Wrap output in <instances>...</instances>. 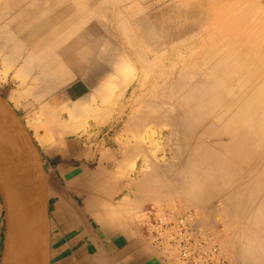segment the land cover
I'll list each match as a JSON object with an SVG mask.
<instances>
[{"label": "rangeland", "instance_id": "obj_1", "mask_svg": "<svg viewBox=\"0 0 264 264\" xmlns=\"http://www.w3.org/2000/svg\"><path fill=\"white\" fill-rule=\"evenodd\" d=\"M3 1L0 0V12L2 11L1 6L4 3ZM13 1L17 2L19 0ZM82 1H70L74 5L75 16L78 17V20L76 19L73 23H63L67 16H70L67 14H60L58 23H51L50 21L48 22L50 14L39 13L41 14L39 22L43 29L36 41L40 38L48 37L50 34H59L56 37V43L64 47L66 44L73 42V38L80 36L90 26L91 28L96 27L95 29L97 30L92 33L93 37L85 39L84 45L91 46L97 52L100 46L104 44L102 41L104 35H107V41L121 50L122 56L116 63L118 72L113 73L109 71L100 74L94 71L92 66L88 67L87 65L84 69L81 68L78 71L72 66H68L67 60H62L67 65L66 72L64 73L66 77L63 82L61 84L50 82L47 84L46 90L40 92L36 75H48L46 70V73H44L43 70L38 69L36 66L42 60L36 61L37 63L34 62L35 60L25 61L23 73L28 74L24 79L25 81H21L15 74L16 70L22 67L19 57V59H9L13 66H9L6 70L4 69L3 61L7 56L5 49H3V43L0 44V94L19 115L28 131L31 134L33 133L37 138L38 132H42L45 135L44 141H52L53 138L50 130L53 129L55 123L62 121L66 122V127L64 126L63 129L72 131L74 121L82 118L78 130L66 133V137L77 139L89 138L91 142L103 140V133L111 129L109 131V136L113 138L112 141L110 140L111 143L115 148L117 147L127 154L124 159L126 164H128L126 165L124 174H131L134 180L139 182V204L132 210L131 217L133 219L138 220L139 213L150 205L197 209L210 221L219 222L221 225L220 248L228 264H264V204L261 199L264 179L260 181L250 173L251 177L249 179V169L241 166L240 174L238 173L239 177L247 175L246 181L248 180V183L244 190L238 192L233 191L231 184H227L228 174H230L227 171H222L223 176L219 172H215L216 169H211L209 172L207 169L198 172H191L189 171L190 169H187L184 172L180 166L183 160L182 154L179 148H177L178 150L172 148L174 141L166 135L168 134V129L154 124L158 133L162 131V135H159V137L158 134L155 135V138L159 140L157 139L156 146L152 148L144 140L141 142V137L146 135V130L148 131L151 126L153 127V124H149L145 118H141V115L133 122L131 117L132 114L134 116L132 112L135 111L139 114L147 109L142 104L143 97L147 95V93H144L146 92L144 89L148 88L151 84H155L153 81V71L157 69L161 58H163V68L166 69L171 65L173 66V64L177 66L176 68L169 69L170 72H174L178 68L189 67V63L194 59H208V54H213L215 51L218 53L222 49L244 50L243 44L248 45V43H252L253 39L257 40V42L253 43H257L259 47H264V16L260 23H257L258 17L255 18L253 16L257 13L264 15V0H261V2L254 0H213L214 3L211 0H196L197 3L195 5L197 4L201 8H193L191 12H186L187 14H185L182 8H176V10H172L170 7V9L165 8V6L171 5L178 0H160L151 6L147 5L154 0H89V10L92 15L90 20L84 23L82 22L83 13H79L83 11L81 8L83 6ZM187 1H190V3L193 1L194 4V0ZM198 1H201V3H198ZM9 7H6L8 16H14L20 9L18 6L10 14L11 8ZM31 10V8L27 7L23 12L27 14V11ZM83 16L85 17V14ZM115 16H117L119 23L124 24L127 28V33L131 34L132 38L135 36V38L131 39L130 43L129 41H125L127 44L123 45L121 37L113 29L114 23L111 21H115ZM142 16L148 18H146V22L148 23L146 25L155 24L157 29L163 27L160 24L161 19H164L166 22L168 20L174 22L177 19L179 22L166 24L164 29L159 30L168 35L172 34L173 37L170 40L164 41L161 49L155 50L151 54V57L148 55L150 61L153 57L156 60H152L150 67L145 70L147 76L145 77L144 89L141 91L137 90L134 93L136 76H139L141 82L142 78L140 77L141 69L138 63H136L137 58L132 56L133 48H140L139 51L143 53L148 50L147 44L144 41L142 42V40L138 41L139 38H136L132 30L134 28L132 21ZM149 17H151L150 20ZM4 24L5 20H2L0 26ZM258 24L259 26H257ZM63 26L66 27L61 31L57 30ZM180 27L182 29H179ZM254 28L255 30H253ZM5 30L2 32L3 35H0V41L8 42V45L12 43L10 49L12 50L14 47L12 51L17 52L18 50L15 49L16 44L21 41L9 40L7 38L8 29ZM251 30L252 32H250ZM176 33L178 35H175ZM209 34H211V37L208 38ZM195 35H197L198 40L192 39ZM22 47L25 48H22V50L26 53V58L34 55L33 44ZM49 47H52V45L50 42H47L40 50L47 51ZM92 57L98 60L96 58L99 57V54L94 53ZM217 57L220 59L226 58V56ZM82 64L81 61L80 67H84V64L83 66ZM261 66L262 68L264 67V60L260 64H252L250 70L258 71ZM198 70H201L200 74L202 78H207L211 75L220 79L227 86L229 82L236 83L237 80L234 77L235 73H228L224 76L223 73L210 71L208 68H203L202 66H199ZM126 73L128 76L125 75ZM156 74L158 76V73L155 72L154 79H157ZM71 85H75V87L80 89L81 93L84 94L85 92L84 95H81L75 101V104H67L68 101H66L65 90ZM22 89H28V93L23 95L18 94ZM158 89V84H156L155 90ZM140 95L143 97L141 98ZM89 107L97 108L88 111ZM71 112H74L75 118L73 115H70ZM34 113L37 115H34ZM82 114H86L87 117L83 118ZM33 115L34 117L32 118ZM257 115H260V112ZM257 118H260V116ZM262 118L264 122V117ZM136 121L137 124H134ZM128 126L130 127L128 128ZM57 128L61 127L58 126ZM260 131H263L262 136H264V129H260ZM38 139L40 140V138ZM162 152L164 153L163 158H161ZM155 154L158 159L156 163L158 166L155 168L148 167L147 169L145 164L147 162L150 165L153 164ZM207 154L203 153L202 157H194L192 161L197 162L202 160L208 163L213 162L214 159L216 160L214 153L209 157ZM190 161L189 158L188 163ZM168 167L174 168L167 170ZM199 190L204 191L206 195V198L202 201L194 200V195L197 192L199 193ZM233 192L236 193L235 197ZM230 200H234L236 204L238 201L244 202L249 200L252 206L244 208V210H241V213L239 211L231 213L229 210ZM237 206L239 207L238 204Z\"/></svg>", "mask_w": 264, "mask_h": 264}, {"label": "bare ground", "instance_id": "obj_2", "mask_svg": "<svg viewBox=\"0 0 264 264\" xmlns=\"http://www.w3.org/2000/svg\"><path fill=\"white\" fill-rule=\"evenodd\" d=\"M159 1L160 0H154L148 3L147 6H151L154 3H158ZM254 1L261 2V0ZM38 2L37 0H19L17 2L11 0L4 2L1 6L2 11L0 12V25L2 20H5V24L0 26V35L2 34L3 30L8 29L7 38L12 41L24 39L28 40L36 37L40 32L37 30V28L40 25L39 21L41 18V15L37 13V10H35V6ZM211 2L214 3L213 0H211ZM195 3H197L196 0H194V4L193 1L190 3V1L187 0H178L171 5L165 6V8L167 7L168 9L170 7L172 10H176V8H182L185 11V14H187L191 12L193 8H201V6H198L197 4L195 5ZM198 3H201V1H198ZM27 4L28 6L25 7ZM244 5L246 4L244 3ZM8 6L11 8L10 14L12 13V10L16 9L18 6L20 9L14 16H11L10 14V16H8V10H6V7ZM27 7L32 9L31 11H27L28 17L27 14L23 12ZM257 14H254L253 16L255 18L258 17L257 23H260L264 15L260 13L258 15ZM146 18L147 17L143 16L140 21L134 22V28H132L136 38H139L138 41L142 40V42L144 41V43L148 46V50L145 53L140 52V48H133L132 56L137 58L136 63H138V66L141 69L140 77L142 78L141 82L139 76L137 75V79H135L136 87L133 89V91H141L144 89L145 77L147 76L145 70L150 67L152 60H156V58L153 57L150 61L148 55L151 57V54L154 53L155 50L161 49L164 41L170 40V38L173 37L172 34L168 35L164 32H160L159 30L164 29L166 24L169 25L179 22L177 19H175L174 22L172 20H168L166 22L164 19H161L160 24L163 27L157 29L156 27L151 28L146 25L148 23L143 20ZM49 21L50 19L48 18V22ZM21 22L24 24L22 25ZM111 22L113 23V21ZM257 26H259V24ZM114 27L118 36L121 37L123 45H125V41H129L130 43L131 39L135 38V36L132 38V35L127 33V28L124 26V24L122 25L117 22ZM95 28H88L89 30L87 29L88 31L86 33H89V35H87L88 37L84 36V38H92V33L97 30ZM255 28L253 30H255ZM179 29H182V27ZM250 32H252V30ZM175 35H178V33ZM49 36H51V34ZM56 37H58V35H55V37L52 35L49 39L48 37L42 40L39 39L36 42H34V39L32 40L34 55L28 59L33 61L35 60L34 62L41 59L42 62L36 66L38 69L43 70L44 73H46V70L48 72L47 74L54 72L55 74L59 75L58 73L63 71L62 67L65 65H60L61 63L58 62L60 61L58 59L59 56H68L66 59L68 61V66L73 65V62H79V60H82L83 58L89 59V62L90 60H95L89 56V54L92 52V50L89 49H93L91 46H88L89 49L84 50L83 54L78 51V48H76L80 45V40H78L80 37H77L78 39L73 38V42L66 44L64 47H61L58 45V43H56ZM207 37H211V34H209ZM192 39L198 40L197 35L192 37ZM47 42H50L52 47H49L47 51H41L40 48ZM251 42L252 43H248V45L243 44L244 50L222 49L218 53L215 51L213 54H208V59H194L192 62H188L189 67H183L181 69L178 68L174 72H170L169 69L176 68L177 66L173 64V66L171 65L165 69L163 68V58H161L157 69L153 71V81L155 84H151L148 88L144 89L146 91L144 93H147L145 97L140 95L141 98L143 97L142 104H144L147 109L143 113L139 114L134 111L132 112L134 113V116L133 114L131 115L132 122L136 120L139 115H141V118H145L149 124H153V127L151 126L148 131L146 130V135L141 137V142L144 140L149 145V147L153 148L156 146L158 139L155 138V135L158 134V137L159 135H162V131L158 133L155 125H160L161 128L168 129V132L166 131L168 134L166 135H168L169 139H173L174 141L172 148H179L180 153L182 154L183 160L181 161L180 166L184 172L187 169H190L189 171L191 172H198L206 169L209 172L211 169H216L215 172H219V174L222 175V171H227L230 173L228 174L227 184H231L233 191L238 192L244 190L248 183V180L246 181L247 175L239 177L241 166L249 169V179L251 177L250 174L254 175L260 181H263L264 179V136H262L263 131H260V129H264V122L262 118L264 117V67L262 68V65L258 71L250 70V68H252V64H260L261 61L264 60V47H259L257 43H253L257 42L256 39H253ZM3 43V49H5L7 56V58L3 61L4 69L6 70L12 64L11 60L9 59L13 60L15 55H19L22 51V46L24 45L20 42H17L15 49L18 51L16 52L12 51L14 47L12 50L10 49L12 43H9L8 45V42L0 41V44ZM103 43L104 44L101 46L99 54L101 58L105 60V63H103L105 64V69L110 70L112 69L113 65L116 67V63L120 60L122 56L121 50L112 45V43L110 44L107 41V38H104ZM217 56H226V58L220 59ZM19 61L22 62L21 65L23 67L25 65V61L21 59ZM103 64L101 63V65ZM101 65L100 67L102 69ZM199 66L208 68L210 71L223 73L224 76L228 73H235L234 77L237 78L236 83L229 82L227 86L226 84H223L220 79L211 75L207 78H202L200 74L201 70H198ZM77 67L80 70L81 68H85V66L80 67V65ZM119 69L122 70L121 67H119ZM97 70H99V68H97ZM155 72L158 73V76L156 74L157 79H154ZM15 74L18 75L17 72ZM125 75L128 76L127 73ZM41 76L47 77L48 75L37 74L36 78L40 79ZM156 84H158V90H155ZM259 112L260 115H257ZM34 115L37 114L34 113ZM259 116L260 118H257ZM134 124H137V121L134 122ZM73 126L74 128L72 131H77L79 124L75 125L74 123ZM129 127L130 126H128V128ZM203 153H208V157L214 153L216 160L214 159L213 162L208 163L202 160L197 162L192 161L194 157H202ZM161 154V158H163L164 153L162 152ZM20 157L21 156H18L14 150V141L6 139V174L13 182L20 185H27L29 181L27 165H29V162L24 156L22 158ZM189 158L191 161L188 163ZM157 162L158 159L156 158L155 154L154 163L150 165V163L147 162L145 166L147 169L148 167L155 168L158 166L156 164ZM172 168L174 167H168L167 170H172ZM233 195L235 197L236 193L233 192ZM204 198H206L204 191L199 190V193L197 192L194 195V200L202 201ZM261 199L264 204V186L261 193ZM238 202L237 204L239 207L234 200H230L229 210L231 213L237 211L241 213V210H244V208H250L252 206V203L249 200ZM27 217H29L27 212L18 210L16 224L18 228L29 237L30 222L29 218Z\"/></svg>", "mask_w": 264, "mask_h": 264}, {"label": "crops", "instance_id": "obj_3", "mask_svg": "<svg viewBox=\"0 0 264 264\" xmlns=\"http://www.w3.org/2000/svg\"><path fill=\"white\" fill-rule=\"evenodd\" d=\"M70 1L72 0H37L35 9L37 13L50 14L51 23H58L60 14L70 15L63 23H73L76 19L78 20V17L75 16L76 11ZM82 5L83 11L79 13L85 14V17L82 15V22L84 23L90 20L92 13L89 10V0H83ZM142 17L135 18L132 24L140 21ZM150 19L151 17H149ZM114 20V25L119 22L117 16ZM143 20L146 21V19ZM148 26L156 27L155 24ZM64 27L66 26L57 30L61 31ZM42 29L40 23L37 28L40 32L37 36L28 40H19L20 43H23L24 46L33 44L32 40L34 39L36 42L42 33ZM113 29L115 30V27ZM88 30L78 36L80 39L76 38L80 40V45L78 44L79 46L76 48L82 54L84 50L89 49L88 46L84 45V36L89 35L86 33ZM51 36H48V39ZM104 36L103 40L107 38V35ZM45 38L47 37L40 39ZM100 49L101 46L97 52L94 48L89 49L92 50L89 56L92 57L94 53L99 54ZM24 53L22 50L13 59L30 60L26 58V53ZM59 57L60 61L57 58L56 60L61 63V66L65 65L62 67L63 71L58 73L59 75L52 72L47 77L41 76L40 79H36L39 81L40 92L46 90L48 83L61 84L65 79L64 73L67 65L62 60L65 61L68 56ZM92 58L94 59V57ZM96 59L98 60H90V63L89 59L83 58L69 66L79 71L77 66L82 61L85 67L86 65L92 66V69L100 74L109 71L118 72V67L114 65L112 69L106 70L105 64H103L105 60L101 58L100 54ZM23 67L19 68L21 71L16 70L18 74L16 77H21L19 78L21 81L27 77V74L24 75L23 73ZM24 90L22 89L18 94H27L28 89ZM65 94L67 104H75V101L85 92L83 94L75 85H71L65 90ZM96 108L89 107L88 111ZM85 113L87 114L86 111ZM86 114H82L83 118ZM70 115L76 117L74 112H71ZM80 120L82 118L74 121L75 125L81 124ZM63 124L66 125V122L55 123L53 129L50 130L52 141H44L45 135L40 131L38 132L40 140L32 133V137L41 152L46 172L50 222V264H168L162 261L154 249L144 241L137 220L131 217L132 210L139 204V182L135 181L131 174H124L128 164L124 159L127 154L119 148H115L111 143L113 140L109 136L111 129L103 133V140L91 142L89 138H67L66 133L72 131L63 129ZM58 126L61 128H57ZM6 241L4 210L0 199V264H10L6 254Z\"/></svg>", "mask_w": 264, "mask_h": 264}, {"label": "water", "instance_id": "obj_4", "mask_svg": "<svg viewBox=\"0 0 264 264\" xmlns=\"http://www.w3.org/2000/svg\"><path fill=\"white\" fill-rule=\"evenodd\" d=\"M14 141L27 158V185L13 182L5 171V140ZM0 199L4 210L6 254L10 264H50V222L46 172L41 152L24 122L0 94ZM18 210L28 213L29 237L17 224Z\"/></svg>", "mask_w": 264, "mask_h": 264}, {"label": "built area", "instance_id": "obj_5", "mask_svg": "<svg viewBox=\"0 0 264 264\" xmlns=\"http://www.w3.org/2000/svg\"><path fill=\"white\" fill-rule=\"evenodd\" d=\"M140 234L168 264H228L220 248L222 228L194 208L145 207Z\"/></svg>", "mask_w": 264, "mask_h": 264}]
</instances>
